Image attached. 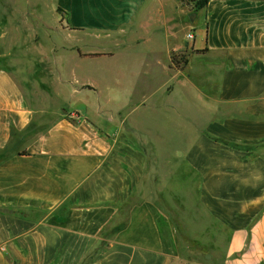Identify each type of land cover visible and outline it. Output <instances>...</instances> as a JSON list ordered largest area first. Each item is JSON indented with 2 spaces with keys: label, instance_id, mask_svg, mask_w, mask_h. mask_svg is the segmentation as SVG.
<instances>
[{
  "label": "crops",
  "instance_id": "0c3cea01",
  "mask_svg": "<svg viewBox=\"0 0 264 264\" xmlns=\"http://www.w3.org/2000/svg\"><path fill=\"white\" fill-rule=\"evenodd\" d=\"M54 2L67 22L62 33L93 44L55 50L69 65L57 72L70 71L71 81L39 61L41 50L3 45L0 264H205L184 253L192 240L181 234L189 230L177 208L192 199L203 210V247L219 248L226 234V252L207 263L264 264V0H209L198 11L192 0ZM5 28L0 20V43ZM182 34L192 45L180 43ZM141 45L152 57L139 68L158 65L169 74L153 92L160 97L113 109L111 99L96 95L110 74L85 61ZM175 55L185 57L179 67ZM198 57L197 71L190 61ZM9 68L21 72L24 85ZM178 93L191 116L200 114L189 119L193 140L168 112L181 110ZM67 96L76 105L65 113ZM144 106L167 116L160 134L132 120ZM187 141L176 154V144ZM177 182L195 189L177 192ZM161 204L176 218H166Z\"/></svg>",
  "mask_w": 264,
  "mask_h": 264
},
{
  "label": "rangeland",
  "instance_id": "374dc122",
  "mask_svg": "<svg viewBox=\"0 0 264 264\" xmlns=\"http://www.w3.org/2000/svg\"><path fill=\"white\" fill-rule=\"evenodd\" d=\"M57 12V7L55 5L54 0H0V20L5 23L6 31H7V39L0 43V56H1V63L9 67L8 63L9 60H5V49L3 45L11 46L13 45L17 49H24V50H41L43 57H39V61L45 64V67L48 68L50 65L56 69H60V64H64L60 62V55L59 51H55L58 48L62 47H78L84 51L89 50L93 44V40L86 38L78 33L72 32H64L62 33V29L65 27L67 23L64 16ZM194 18V16H193ZM192 19V17H189ZM205 18L198 16L197 20L195 21L196 26L198 28L203 29L202 24L204 23ZM185 34L187 32H184ZM180 37V43H189L192 45V41L185 40L184 34ZM188 36V35H187ZM10 38V39H9ZM200 39V38H199ZM198 39V41H199ZM91 42V43H90ZM156 47L157 45L151 44L150 47ZM162 47L159 45V48ZM109 48L107 44L102 45V49ZM149 46L141 45L140 47L127 51L125 49L116 50L115 58H100V59H90L86 60V63L90 65H100V67L96 68L95 73H106L107 78H109L110 74V82L109 85L100 88L97 90L96 95H102V98H108L112 100L113 109L118 110H125L129 111L131 108L129 107L128 101L132 98L134 100L143 99L144 97H148L151 101H156L160 95L154 97L155 88H157L158 83L162 79H167L169 74L167 75L161 66L152 65L149 70H141L140 64L143 62L142 58L144 57V50H148ZM163 48V47H162ZM150 50V49H149ZM158 52V51H157ZM150 53V52H148ZM156 54V53H155ZM161 56H163L164 52H159ZM151 56L147 54L145 57ZM3 57V58H2ZM144 57V58H145ZM185 57L181 55H175V60L178 62L180 59L184 60ZM202 57L194 58L190 61V66L193 67L195 70H200L203 67ZM142 60V61H141ZM150 62H154L153 59ZM65 67L69 66L68 64H64ZM125 66L127 68H125ZM11 73L19 81L21 84V72L18 69H11ZM84 70L87 71V68ZM60 73V77L64 80L71 81L72 77L69 74L70 71L67 70L64 72H57L58 76ZM80 76H84L86 72L79 71ZM69 75V76H67ZM178 85L177 83L173 82ZM24 85V84H22ZM175 96L174 102L176 101L177 106L178 103L182 104L181 110L179 112L168 111L170 115H173L174 125L176 130H182L186 133L185 138L193 140L195 138V134L197 131L196 125L191 122L189 119H193V117L198 118L200 117L199 113H195V116H191L193 110H191L184 104L183 100L181 99V93ZM106 98V99H107ZM107 99V100H108ZM66 104L64 112L70 111L71 107L73 108L72 104L76 105L75 100H72L69 96L65 98ZM155 111H152L148 106L139 107L136 112L131 114L132 120L139 124L141 127H144L150 131L155 132L156 134H160L161 127L164 126V123L167 122L165 119L167 116L157 115L154 116L153 114ZM192 117V118H191ZM170 119V123L173 122ZM202 122V120H195V122ZM173 125V124H172ZM191 133V135L189 134ZM161 139L162 146H167L168 140L165 136H159ZM187 142H183L181 144H176L177 146V153L181 151V148L186 146ZM166 149V148H165ZM162 153V152H161ZM171 153V152H170ZM152 161V158H151ZM193 184L198 186L197 179L192 177ZM166 180L161 181V185L165 183ZM160 184V183H159ZM175 190L177 192L180 191H187V187L193 186L192 189H195V185L193 184H183L180 182L176 183ZM195 193L193 194V196ZM192 206L184 205L182 211L180 208L178 209V215L180 218H183V227H186L188 232H181L185 233L186 239L189 238L192 241V245H186L184 252L185 254L196 255L193 259L202 261L205 264H217V262L207 263L211 260L210 256H219L220 254H224L226 252V234L225 236L219 241V248H207L203 247V238L208 235L200 230L203 227V210L196 209L198 202L197 199H192L189 201ZM194 203V204H193ZM197 204V205H196ZM163 205V204H161ZM165 210V217H171L173 219V215L166 209V206H162ZM196 207V208H194ZM181 211V212H180ZM189 211V215L187 214ZM200 211V212H199ZM198 214H197V213ZM200 214L202 217V221L199 220ZM176 218V217H175ZM198 222H197V221ZM207 218L206 223L207 224ZM185 229V230H186ZM187 242V241H185Z\"/></svg>",
  "mask_w": 264,
  "mask_h": 264
},
{
  "label": "trees",
  "instance_id": "16d2710c",
  "mask_svg": "<svg viewBox=\"0 0 264 264\" xmlns=\"http://www.w3.org/2000/svg\"><path fill=\"white\" fill-rule=\"evenodd\" d=\"M208 2H209V0H192V5H193L194 11H198V10L205 8L207 6ZM58 12L60 14H62L61 10H58ZM61 16H63V15H61ZM173 62L176 64L177 67H179L180 62H177L175 60V57H173Z\"/></svg>",
  "mask_w": 264,
  "mask_h": 264
},
{
  "label": "built area",
  "instance_id": "2783aa9c",
  "mask_svg": "<svg viewBox=\"0 0 264 264\" xmlns=\"http://www.w3.org/2000/svg\"><path fill=\"white\" fill-rule=\"evenodd\" d=\"M189 38H191V39H192V38H193V36H189Z\"/></svg>",
  "mask_w": 264,
  "mask_h": 264
},
{
  "label": "water",
  "instance_id": "95a60500",
  "mask_svg": "<svg viewBox=\"0 0 264 264\" xmlns=\"http://www.w3.org/2000/svg\"><path fill=\"white\" fill-rule=\"evenodd\" d=\"M66 113V112H65Z\"/></svg>",
  "mask_w": 264,
  "mask_h": 264
}]
</instances>
